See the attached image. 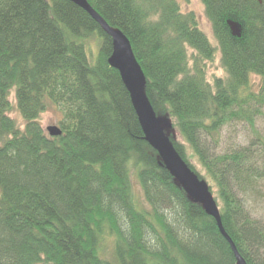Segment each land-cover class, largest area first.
<instances>
[{"label": "trees", "instance_id": "16d2710c", "mask_svg": "<svg viewBox=\"0 0 264 264\" xmlns=\"http://www.w3.org/2000/svg\"><path fill=\"white\" fill-rule=\"evenodd\" d=\"M88 2L130 39L175 149L247 263L264 264V221L247 205V188L264 181V0H202L214 38L179 0ZM113 51L70 0H0V264H238L217 220L145 140ZM218 54L221 75L208 68ZM14 88L24 127L10 115ZM50 106L61 136L41 123ZM234 121L253 137L223 150Z\"/></svg>", "mask_w": 264, "mask_h": 264}, {"label": "water", "instance_id": "95a60500", "mask_svg": "<svg viewBox=\"0 0 264 264\" xmlns=\"http://www.w3.org/2000/svg\"><path fill=\"white\" fill-rule=\"evenodd\" d=\"M88 11L91 16L101 25L103 30L112 37L114 51L109 58V63L116 68L128 89L132 103L142 125L145 140L156 150L167 170L187 191L190 197L197 203L202 204L209 215L213 216L225 238L229 241L235 252L238 264H248L239 252L235 242L225 230L220 209L207 182L201 180L189 167L186 161L179 155L167 134V129L172 128L169 119L158 116L146 93L147 78L142 65L139 63L127 35L112 27L88 0H70ZM47 132L52 137L61 136L63 130L57 125H51Z\"/></svg>", "mask_w": 264, "mask_h": 264}, {"label": "rangeland", "instance_id": "374dc122", "mask_svg": "<svg viewBox=\"0 0 264 264\" xmlns=\"http://www.w3.org/2000/svg\"><path fill=\"white\" fill-rule=\"evenodd\" d=\"M182 4V7L185 11H194L199 17L200 25L203 31H205L209 37L214 38V33L212 29L211 22L208 20L205 7L202 0H179ZM98 45V40L94 39L92 41L93 48L96 49ZM91 62H95L96 53H89ZM208 68L211 74L221 75L223 73L222 64L220 61L219 54L217 55L214 62L208 64ZM258 80L255 84V88L258 89ZM10 100L12 102V110L10 115L16 119L17 123L24 127L23 117L18 109L17 98H16V89L11 90ZM62 113L58 110L57 107L50 106L48 110L42 113L41 123L44 129L47 132V128L51 125L60 126V121L62 120ZM257 128L264 136V108L263 114L257 117L256 119ZM253 137V129L246 121H234L226 125L222 131V142L221 148L223 150L228 148H234L241 145H246L250 142ZM135 182V193L139 200L144 201L143 192L137 182V179L134 178ZM248 197L247 205L251 210V213L264 221V181L255 187L250 186L247 188Z\"/></svg>", "mask_w": 264, "mask_h": 264}]
</instances>
